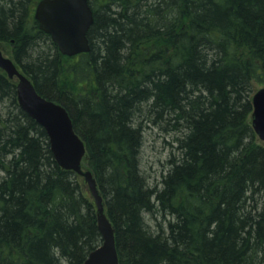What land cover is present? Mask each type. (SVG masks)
Returning <instances> with one entry per match:
<instances>
[{
    "label": "trees",
    "instance_id": "1",
    "mask_svg": "<svg viewBox=\"0 0 264 264\" xmlns=\"http://www.w3.org/2000/svg\"><path fill=\"white\" fill-rule=\"evenodd\" d=\"M38 1L0 0V42L70 112L120 264H264V142L251 123L264 0H89L91 50L76 56L40 29ZM147 126L175 143L154 183L141 169ZM0 173V264H83L102 244L83 176L58 164L2 69Z\"/></svg>",
    "mask_w": 264,
    "mask_h": 264
},
{
    "label": "water",
    "instance_id": "2",
    "mask_svg": "<svg viewBox=\"0 0 264 264\" xmlns=\"http://www.w3.org/2000/svg\"><path fill=\"white\" fill-rule=\"evenodd\" d=\"M35 18L63 54L73 56L91 50L88 32L94 22V13L89 0H40L35 9ZM0 68L9 78L18 79V102L22 109L45 128L58 164L84 176L95 199L103 242L89 253L83 264H120L115 228L106 213L103 196L93 172L83 166L86 145L76 132L68 109L62 103L41 95L32 79L1 49ZM252 103V125L259 139L264 141V87L254 92Z\"/></svg>",
    "mask_w": 264,
    "mask_h": 264
},
{
    "label": "rangeland",
    "instance_id": "3",
    "mask_svg": "<svg viewBox=\"0 0 264 264\" xmlns=\"http://www.w3.org/2000/svg\"><path fill=\"white\" fill-rule=\"evenodd\" d=\"M1 50L6 56L13 57V46L10 42L2 41L0 43ZM17 79V78H16ZM18 81V79H17ZM253 93L261 87H264V81L259 79H253ZM144 133V142L141 149V169L144 174L150 178L152 183L159 179L162 172L166 170V162L171 151L174 152L172 146L174 142L172 136L169 133L162 132L157 127L147 126ZM172 142V143H171ZM1 174V173H0ZM83 187L91 194L88 183L83 177ZM92 196V194H91ZM153 220V219H152ZM154 222V221H151Z\"/></svg>",
    "mask_w": 264,
    "mask_h": 264
},
{
    "label": "bare ground",
    "instance_id": "4",
    "mask_svg": "<svg viewBox=\"0 0 264 264\" xmlns=\"http://www.w3.org/2000/svg\"><path fill=\"white\" fill-rule=\"evenodd\" d=\"M86 53H87V52H86ZM69 113H70V112H69ZM252 113H253V111H252ZM251 123H252V115H251ZM252 126H253V125H252ZM258 138H259V137H258ZM259 140H260V139H259ZM260 141H261V142H264V141H262V140H260ZM167 161H168V159H167ZM166 163H167V162H166ZM166 170H167V167H166ZM166 170H165V171H166ZM165 171H164V172H165ZM162 173H163V172H162ZM160 176H161V174H160ZM160 176H159V179H160ZM159 179H158V180H159ZM102 238H103V237H102Z\"/></svg>",
    "mask_w": 264,
    "mask_h": 264
}]
</instances>
